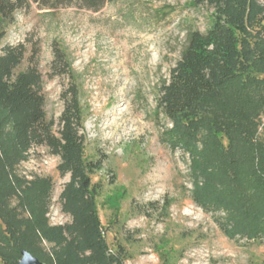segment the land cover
Here are the masks:
<instances>
[{"label": "rangeland", "instance_id": "1", "mask_svg": "<svg viewBox=\"0 0 264 264\" xmlns=\"http://www.w3.org/2000/svg\"><path fill=\"white\" fill-rule=\"evenodd\" d=\"M211 12L195 0H110L96 12L31 3L17 9L12 22L0 21L5 31L0 46L25 47L16 72L37 65L42 74L45 110L56 131L70 78L54 73V43L68 53L83 108L86 154L103 159V168L92 176L103 186L97 197L102 231L111 251L123 253V264H264V238L226 235L219 215L195 200L200 177L190 148L198 146V136L192 145L182 144L180 128L157 107L189 27L205 31ZM0 142V158L15 189L2 195L15 216L8 225L17 224L21 238L20 220L69 222L60 194L70 175L57 170L60 158L43 145L18 152L1 111ZM32 240L41 261L53 264L51 244ZM0 264H7L2 256Z\"/></svg>", "mask_w": 264, "mask_h": 264}, {"label": "trees", "instance_id": "2", "mask_svg": "<svg viewBox=\"0 0 264 264\" xmlns=\"http://www.w3.org/2000/svg\"><path fill=\"white\" fill-rule=\"evenodd\" d=\"M110 0H0V21L12 22L14 13L35 3L39 8L76 6L101 10ZM212 9L205 31L189 27L181 57L163 81L158 109L180 128L182 144L191 147L196 182L194 198L218 214L219 226L230 237L264 238V3L260 0H195ZM258 27V28H256ZM5 36L0 29V43ZM55 74L67 75L64 109L55 121L47 118L43 79L37 65L16 72L23 44L0 46V111L10 125L18 152L46 146L58 156L57 170L70 175L61 194L64 224L20 220L25 232L8 225L15 217L2 195L14 194L5 162L0 158V256L16 264L21 251L41 238L51 244L53 264H123L121 250L111 251L102 231L97 197L103 186L92 176L103 168L102 158L86 154L83 108L79 87L66 50L53 45ZM3 144V142H0ZM4 164V165H3ZM3 166V167H2ZM2 197V199H1ZM220 213H223V215ZM8 222V223H7ZM21 222V223H20ZM32 223V224H31ZM38 233V234H37ZM11 249V250H10Z\"/></svg>", "mask_w": 264, "mask_h": 264}, {"label": "water", "instance_id": "3", "mask_svg": "<svg viewBox=\"0 0 264 264\" xmlns=\"http://www.w3.org/2000/svg\"><path fill=\"white\" fill-rule=\"evenodd\" d=\"M17 264H45L41 260H39L36 256H34L31 252L27 250L21 251V258L17 262Z\"/></svg>", "mask_w": 264, "mask_h": 264}]
</instances>
